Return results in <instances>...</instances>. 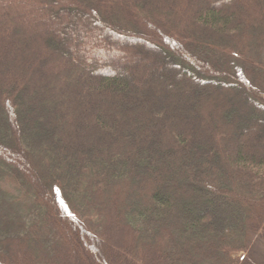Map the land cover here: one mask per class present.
Listing matches in <instances>:
<instances>
[{"label":"trees","instance_id":"1","mask_svg":"<svg viewBox=\"0 0 264 264\" xmlns=\"http://www.w3.org/2000/svg\"><path fill=\"white\" fill-rule=\"evenodd\" d=\"M8 51L0 264H264V0H0Z\"/></svg>","mask_w":264,"mask_h":264},{"label":"rangeland","instance_id":"2","mask_svg":"<svg viewBox=\"0 0 264 264\" xmlns=\"http://www.w3.org/2000/svg\"><path fill=\"white\" fill-rule=\"evenodd\" d=\"M75 18L77 16H74ZM70 27H74V25L71 23ZM111 40L114 41V38L112 36ZM80 40V39H79ZM78 42V38L75 40ZM7 59L5 58L4 61H2V58H0V71L1 70H7L8 73H16L17 69V62L15 60L10 61L8 57L12 56V52L8 51L7 53ZM81 59L80 56H77L76 59ZM125 66V65H123ZM90 68V66H87ZM76 244L78 247L76 250V254H70L71 256L68 257V262L71 264H105V258H101L98 254L92 252L90 248L86 245V243L83 241V239L77 234L75 238L71 239V244ZM10 251L14 252V249L16 250V245H10ZM69 255V254H68ZM74 255L76 258H74ZM88 257L93 258L92 260L94 262L90 263V260ZM108 261V260H107ZM28 261H20L19 264H27Z\"/></svg>","mask_w":264,"mask_h":264}]
</instances>
